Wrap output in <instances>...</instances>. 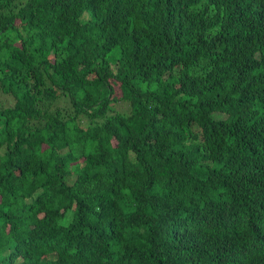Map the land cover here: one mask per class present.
<instances>
[{"label": "trees", "instance_id": "1", "mask_svg": "<svg viewBox=\"0 0 264 264\" xmlns=\"http://www.w3.org/2000/svg\"><path fill=\"white\" fill-rule=\"evenodd\" d=\"M0 264H264V0H0Z\"/></svg>", "mask_w": 264, "mask_h": 264}, {"label": "rangeland", "instance_id": "2", "mask_svg": "<svg viewBox=\"0 0 264 264\" xmlns=\"http://www.w3.org/2000/svg\"><path fill=\"white\" fill-rule=\"evenodd\" d=\"M126 106H123L122 104H117L115 106V109L118 111H125Z\"/></svg>", "mask_w": 264, "mask_h": 264}]
</instances>
